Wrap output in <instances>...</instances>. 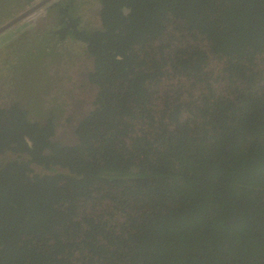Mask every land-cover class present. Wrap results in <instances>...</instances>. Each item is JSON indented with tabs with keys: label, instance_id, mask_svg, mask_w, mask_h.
I'll use <instances>...</instances> for the list:
<instances>
[{
	"label": "trees",
	"instance_id": "trees-1",
	"mask_svg": "<svg viewBox=\"0 0 264 264\" xmlns=\"http://www.w3.org/2000/svg\"><path fill=\"white\" fill-rule=\"evenodd\" d=\"M75 1L99 91L72 145L19 105L0 123V264H264V0H100L101 29Z\"/></svg>",
	"mask_w": 264,
	"mask_h": 264
},
{
	"label": "flooded vegetation",
	"instance_id": "flooded-vegetation-1",
	"mask_svg": "<svg viewBox=\"0 0 264 264\" xmlns=\"http://www.w3.org/2000/svg\"><path fill=\"white\" fill-rule=\"evenodd\" d=\"M71 1L72 0H36L26 9L29 10L35 7V4L40 2L36 10H33V12L28 15V17L16 22L10 28L6 29L0 34L3 35L6 33L9 34V37V29L20 27L22 28L20 29L21 32L17 31L20 32L19 37L25 38L27 37L25 31L30 29L27 27L26 30H23V27H26L27 25L35 26L34 23L38 18L43 21L42 26L47 27L50 25L48 24L49 22H51L54 18H57L56 22L51 24L52 26L46 31L45 34V39L47 41L55 40V44L58 45V47L54 45L56 47V51H50L48 48H42L40 46H33L30 48L28 46L34 42H29L28 40H22L20 43L21 46L24 45L25 49L33 54L31 55V58L36 60V64L41 63L38 66H41L39 68L44 71V77L47 76V81L44 85H40L37 89H35L34 87L28 85V83H25L24 80L19 78V76L21 77L22 74H17V72L14 73L15 71L13 70L17 69V65H21L23 63L25 59L24 57L19 59L21 60V63L14 62L12 64L10 69L12 71L9 70L10 64L7 60L8 56L5 59L4 65L5 67H8V74L5 76L0 75V123L11 125L6 119L13 118V114H15V107L19 105L29 111L30 114L26 115L27 118H32L35 120V122L40 121L43 122L44 125H48V119L55 118L54 122L57 124V127L55 128L56 132L53 135V140L63 143L66 146L72 145V143L79 139L77 131L82 124V121L89 116L92 108L91 102L99 91L97 82L93 80L94 76H91L96 65V57L92 56L89 51V55H87L89 59H91L93 67L90 70L84 68L86 72H84L83 75H77L78 79L75 83L71 82L72 80L69 79V73L67 75V72H69V66L67 65L71 58V44L73 41L77 40L75 37L80 35L79 29L70 24L69 21V16L72 14L70 8L72 7ZM102 9V2L97 0L94 16L100 18ZM129 11V9H125L126 14H128ZM76 17L79 18L81 24L80 16L77 15ZM12 18L10 17L9 20L5 21V23L12 20ZM177 23L179 24V30L174 31V26L172 25L166 30V35L176 36L179 40H181L182 43L183 41H191L193 37L192 32H194V30H192L189 26L185 27L184 23L179 20ZM80 26L82 27V24ZM93 29L101 28L99 27ZM167 36L162 37L160 40H155L154 42L148 43L147 50L150 51L152 48H155L156 51L157 47L165 45L168 47V49H166L165 51L167 52L162 55H165L169 59L173 53H169L170 45L166 42ZM9 38H7V40ZM39 38H41L40 35ZM79 41L84 43V46L87 50V46H89V44L82 39ZM67 45L70 48V58L63 55V62L65 64L63 66H59L60 64L55 65L54 61L56 58H54V56L58 55L60 52H66ZM191 45L192 44L188 43V47H191ZM183 46L185 47L186 45L183 44ZM51 77L52 79L50 80ZM58 92H64L62 99H64L65 102L58 101ZM39 97L43 102V105L40 107H38ZM86 100L87 102H84ZM19 132H21V134H23V136L28 139V141L30 140V137L26 132L21 129ZM0 155L4 159H15L19 156L18 154H15L13 151H11L8 147H0Z\"/></svg>",
	"mask_w": 264,
	"mask_h": 264
},
{
	"label": "rangeland",
	"instance_id": "rangeland-1",
	"mask_svg": "<svg viewBox=\"0 0 264 264\" xmlns=\"http://www.w3.org/2000/svg\"><path fill=\"white\" fill-rule=\"evenodd\" d=\"M34 1L36 0H0V26L3 25L5 21L9 20L10 17L11 18L18 17L19 13L25 8L29 7L31 4H33ZM96 1L97 0H76L74 2L75 6L77 7L74 9V12H77V15L80 16L82 27L99 28L103 25L100 18L97 16H94ZM169 19L172 20L173 22H177L179 20L176 17H171ZM56 20L57 18H54L51 22L48 23L50 24L49 26L44 27L42 26L43 21L40 18H38L34 23L35 26L27 25L26 27H23V30H26L27 27L30 29V30L27 29V31H25L27 34V37L25 38L19 37V33L21 32L20 29H22L20 27L11 28L8 30V32L10 33V36H9L10 38L8 37L9 34H6V33H4L3 35H0V75L5 76L8 74V67H5L4 65V61L7 58V56H8L7 60L10 64L9 70L11 69L12 64L14 62L21 63V60L19 59L23 57V55L27 52V50L25 49V46L24 45L21 46L20 44L22 40L23 41L28 40L29 42H34L28 46L30 48L33 46H40L42 48H48L50 51H56V47L54 45H56L57 47L58 45L55 44V40L47 41L45 39L46 31L52 26L51 24L53 22H56ZM17 31H20V32H17ZM39 35L41 36V38H39ZM7 38L9 39L7 40ZM69 53H70V48L67 45L66 52L63 51L62 53L60 52L58 55L54 56V58H56L54 61V64L55 65L60 64L59 66H63L65 64L63 62V55L70 58ZM87 54H88V51L86 50L84 43H82L79 40H75L72 42L71 58L68 61V65H67L69 66V72H67V75L69 73L70 75L69 79L72 80L71 82L75 83L76 80L78 79L77 75H83V73L86 72L84 68H87L88 70H90L93 67L92 61L88 57L89 54L88 55ZM35 62H36L35 59L31 58V56H28L24 59L23 63L21 65H17V69L13 71H15L14 73H16L17 71L26 70L28 68V70H26L25 72H22L25 74H22L21 77L19 76V78L21 80H24L25 83H28V85L37 89L40 86L42 78L44 77V71L39 68L41 66H38L41 63L36 64ZM214 65L219 66V63L213 62L211 66H214ZM51 79L52 77L50 78V80ZM169 84L170 83L168 82H163L159 89V94L155 95V98L156 97L158 98L156 103H158L159 105H161V102L164 96V91L167 89ZM217 86L219 87V89H223L226 87V83L221 82ZM200 91H201V88L199 87V89L197 88L196 93L200 94ZM63 95H64V92L57 93V99L59 102L64 101V99H62ZM84 102H87V100ZM45 104H49V103H45ZM42 105H43V102H42ZM101 202L102 201H98V203H93V202L82 203L83 205L81 204L82 208H80V212L83 213L84 211H86L88 214L93 213V215H96V217L110 215L111 209H109L108 206L112 205V203L107 202V204L103 203L102 205ZM86 256H88V253L87 254L85 253L82 256L81 260L83 264H89L87 263L88 259Z\"/></svg>",
	"mask_w": 264,
	"mask_h": 264
},
{
	"label": "clouds",
	"instance_id": "clouds-1",
	"mask_svg": "<svg viewBox=\"0 0 264 264\" xmlns=\"http://www.w3.org/2000/svg\"><path fill=\"white\" fill-rule=\"evenodd\" d=\"M35 2V1H34ZM38 4V3H37ZM37 4H35L36 6H37ZM28 8V7H27ZM27 8H25L24 10H26ZM24 10H22L20 13H19V15H21L22 13H24V12H26V11H29V10H31V9H29V10H26V11H24ZM34 10H36V8L34 9ZM30 13H32V12H30ZM29 13V14H30ZM28 14V15H29ZM28 15L27 16H25L24 18H26V17H28ZM13 18H15V17H13ZM12 18V19H13ZM24 18H22V19H24ZM101 18V17H100ZM21 19V20H22ZM20 21V20H19ZM101 22H102V24H103V20H102V18H101ZM2 26V25H1ZM0 26V27H1ZM103 26V25H102ZM101 26V27H102ZM100 27V28H101ZM93 28V27H92ZM203 37H206L205 38V40L202 42V43H199V40H196L195 39V36H193L192 37V40L190 41V43L193 45V48H195V50H197V51H200V49L202 48V49H204L205 51H207L208 50V55H210V52H211V45H210V40H211V38H209V37H207V36H203ZM202 37V38H203ZM137 48H139V46H136ZM200 47V48H199ZM146 50H147V45H146V48H145ZM212 54H213V51H212Z\"/></svg>",
	"mask_w": 264,
	"mask_h": 264
},
{
	"label": "water",
	"instance_id": "water-1",
	"mask_svg": "<svg viewBox=\"0 0 264 264\" xmlns=\"http://www.w3.org/2000/svg\"><path fill=\"white\" fill-rule=\"evenodd\" d=\"M40 3V2H39ZM39 3L37 4V6L39 5ZM37 6L31 8V10L29 11H26L24 13H22L21 15H19L18 17L16 18H13L12 20H10L9 22L3 24L1 27H0V34L3 33L6 29L10 28L13 24H15L16 22H18L19 20H21L22 18H24L25 16H27L30 12H33V10L35 8H38ZM28 140V139H27ZM30 141V140H29Z\"/></svg>",
	"mask_w": 264,
	"mask_h": 264
}]
</instances>
